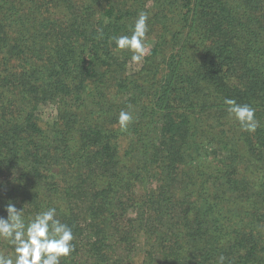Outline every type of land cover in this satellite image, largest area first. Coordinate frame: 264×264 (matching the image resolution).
Segmentation results:
<instances>
[{
    "label": "trees",
    "instance_id": "1",
    "mask_svg": "<svg viewBox=\"0 0 264 264\" xmlns=\"http://www.w3.org/2000/svg\"><path fill=\"white\" fill-rule=\"evenodd\" d=\"M141 11L154 44L127 75L111 38ZM0 66V216L56 207L60 264H264V0H0Z\"/></svg>",
    "mask_w": 264,
    "mask_h": 264
},
{
    "label": "clouds",
    "instance_id": "2",
    "mask_svg": "<svg viewBox=\"0 0 264 264\" xmlns=\"http://www.w3.org/2000/svg\"><path fill=\"white\" fill-rule=\"evenodd\" d=\"M148 14L141 11L134 19L130 35L124 34L111 38L117 50H128L132 62H142L145 54V37L148 31ZM229 116L241 130L254 132L259 126L255 109L247 103H238L235 99L223 101ZM119 123L126 127L132 117L121 111ZM5 216H0V239L6 240L12 247L10 254L0 253V264H60L61 257H67L74 251L72 228L57 219V208L45 210L25 218L23 208L17 209L9 201L5 207ZM225 256L219 255L216 264H225Z\"/></svg>",
    "mask_w": 264,
    "mask_h": 264
},
{
    "label": "rangeland",
    "instance_id": "3",
    "mask_svg": "<svg viewBox=\"0 0 264 264\" xmlns=\"http://www.w3.org/2000/svg\"><path fill=\"white\" fill-rule=\"evenodd\" d=\"M144 44H145L144 56H145V55H147L150 48H152V46L154 44V39L152 37L146 35ZM142 64H143V60H142V62H139V63H135V62L130 61L127 65L126 74L130 75V74H133L134 72L138 71V69L141 67ZM14 69L16 70V72L20 71L19 67H15ZM6 73H7L6 68L3 66H0V74H6ZM0 87H1V85H0ZM18 91H19V88L17 87L13 92L18 93ZM109 93H111V92H109ZM7 104H14V103L10 101ZM6 114L10 115V117H11L10 113H6ZM37 116H38V120H39V123L41 124V126L42 125L44 126L46 124H51L57 119L56 118L57 117L56 108L52 105V103H46V104L39 107V109L37 111ZM16 125H18V124H16Z\"/></svg>",
    "mask_w": 264,
    "mask_h": 264
}]
</instances>
